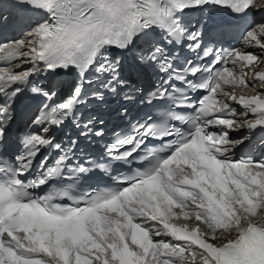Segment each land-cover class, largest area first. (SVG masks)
I'll use <instances>...</instances> for the list:
<instances>
[{
    "label": "snow or ice",
    "instance_id": "6c2138e0",
    "mask_svg": "<svg viewBox=\"0 0 264 264\" xmlns=\"http://www.w3.org/2000/svg\"><path fill=\"white\" fill-rule=\"evenodd\" d=\"M12 7L23 27L19 38L0 41V145L15 98L27 89L44 102L32 120L41 131L24 136L23 152L0 148V264H264V158H236L246 137L230 138L264 131V55L205 48L185 19L216 8L243 20L264 11V0H12ZM7 20L0 14V25ZM181 40L203 56L178 65L169 45ZM244 42L264 52V23L249 25ZM112 48L137 49L138 63L157 74L156 90L138 98L149 107L170 101L168 122L149 116L108 148L113 160L139 158L131 176L72 195L54 185L70 171L72 188L89 169H69L70 149L47 138L45 125H63L94 83L90 94L101 99V89L130 87L120 60L106 55ZM72 69L78 82L58 104L55 85L33 81ZM44 149L61 153L54 165L47 156L35 163Z\"/></svg>",
    "mask_w": 264,
    "mask_h": 264
},
{
    "label": "bare ground",
    "instance_id": "6f19581e",
    "mask_svg": "<svg viewBox=\"0 0 264 264\" xmlns=\"http://www.w3.org/2000/svg\"><path fill=\"white\" fill-rule=\"evenodd\" d=\"M256 21L260 22V23H264V12L260 13L256 17ZM251 50L253 52L256 51V49H254V48H252ZM256 54L263 55L261 52H256ZM246 132H247V129H241V130H238V131H235V132H230V138H232V139H241V136L243 134H246Z\"/></svg>",
    "mask_w": 264,
    "mask_h": 264
}]
</instances>
